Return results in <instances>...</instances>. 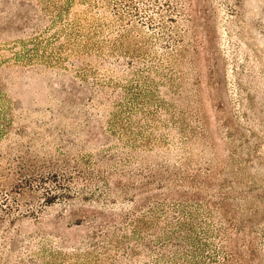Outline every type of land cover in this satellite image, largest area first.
<instances>
[{
  "label": "trees",
  "instance_id": "16d2710c",
  "mask_svg": "<svg viewBox=\"0 0 264 264\" xmlns=\"http://www.w3.org/2000/svg\"><path fill=\"white\" fill-rule=\"evenodd\" d=\"M39 4L43 16L34 13L30 27L39 30L38 34L16 41L20 48L13 59L30 66L37 62L65 67L79 61L83 66L76 74L92 79L95 86L87 97L89 105H71H79L82 117L78 120L87 128L76 132L77 142L57 144L62 156V164L57 166L47 159L39 161L31 152L36 143L48 144L54 133L50 129H45L48 135L34 133L24 149L21 145L14 149L9 132L14 121L12 108L0 92V264H236L237 259L219 241L232 242L236 234L227 201L249 197L231 196L232 186L190 175L202 155L198 160L186 157L180 166L168 163L171 157L193 155L197 150L208 154L211 148H200L202 138L192 130V120L178 100L161 97L160 87L179 100L190 93L184 85L191 45L181 29L184 0H39ZM77 6L84 9L74 12ZM86 57L100 61L107 73L129 75L115 81ZM117 58L125 59L126 64ZM110 94L114 99H109ZM97 111L106 113V131L117 143L97 142L103 136L97 134L92 121ZM58 116L75 120L63 112ZM104 145L108 148L101 150L104 153L96 161L107 166L106 176L95 167L93 155L86 153L88 147ZM70 148L85 152L71 157ZM249 150L242 147V154L249 156ZM141 152L163 153L166 161L153 162L155 173L144 177ZM13 153L16 157L9 159ZM228 166L232 173L236 170L233 162ZM72 170L77 176L67 174ZM47 174L54 180L46 194L47 203L78 196L85 201L90 195L94 203L122 208V213H115L111 220L93 216L88 221L90 233L77 239H62L49 232H13L17 220L34 215L22 212L21 207L28 198L34 199L37 190L48 191L44 187ZM118 176L131 182L111 186L110 181ZM181 187L207 190L218 199L208 201L187 190L181 194ZM142 196L145 203H141L145 201Z\"/></svg>",
  "mask_w": 264,
  "mask_h": 264
},
{
  "label": "rangeland",
  "instance_id": "374dc122",
  "mask_svg": "<svg viewBox=\"0 0 264 264\" xmlns=\"http://www.w3.org/2000/svg\"><path fill=\"white\" fill-rule=\"evenodd\" d=\"M183 6L185 9L181 17V29L191 44L188 46L189 53L186 54L185 67L188 74L184 85L190 93L179 100L166 88L160 87L161 97L168 101L178 100V105L187 110L188 117L192 120V130L202 138L204 146L200 148L209 149V145L211 148L208 154H201L197 150L193 155L171 157V162L168 163L180 166L179 162L186 157L198 160V155H202L197 165L189 170L190 175L202 179L211 178L216 184L220 182L232 186L231 196L249 197L246 200L227 201L230 219L235 225L233 232L236 234L232 242L218 241L223 243L228 253L234 255L236 264H264V0H184ZM83 9L82 6H77L73 11L81 12ZM36 12L43 16L39 0H0V57L5 58L0 62V92L5 96V104L12 108L14 119L9 128L12 140L7 142L13 143L14 149L18 145L24 149L34 139V133L48 135L45 129H50L54 133L47 140L48 144L43 147L36 143L31 152L36 154L39 161L47 159L57 166L62 164L61 148L57 144L70 145L71 142H77L79 139L76 132H83L87 128L78 120L82 117L79 105L90 104L87 97L95 85L92 79L84 80L76 74L83 66L79 61L75 65L69 63L63 67L43 66L37 62L33 66L23 65L13 59L14 53L19 52L20 48L16 47V41L27 40L38 34L39 30L30 28ZM45 25L47 22L42 27ZM44 35L48 36L49 33ZM117 60L126 64L125 59ZM87 62L97 66L101 74L108 75L115 81L129 75L120 71L113 75L107 73L105 65L94 57L87 58ZM114 97V94H110L109 99ZM74 103L79 105L71 106ZM62 112L75 120L59 118L58 114ZM95 113L97 115L92 120L94 127L97 134L103 135L97 142L100 145L117 143L116 138L106 131V113ZM60 128L62 130L59 132ZM63 129H66L65 133ZM172 134L180 136L175 132ZM7 142L4 141L2 146ZM106 146H91L86 149V153L93 155L95 167H100L105 176L109 170L107 166L97 162L96 158L104 153L101 150L107 149ZM242 147L250 148L249 156L242 154ZM68 151L71 157L85 152H80L77 148H70ZM141 155L140 167L145 168L144 177L155 173L153 162L166 161L163 153L141 152ZM13 157H16L15 153L9 159ZM231 162L233 170L236 169L233 173L228 169ZM246 165H250L249 168ZM259 166L263 168L251 170V167ZM73 171L67 174L77 176ZM61 172L60 169L59 173ZM93 172L100 174L96 170ZM144 177L142 179L146 181L147 178ZM44 182L48 191L36 188L34 199L28 198L21 207L22 212L29 211L34 215L17 220L13 232H49L62 239H77L90 233L88 221L93 216L100 215L111 220L115 213L123 211L122 208L96 204L90 200V195L85 201L78 196L66 202L54 200V203L49 204L45 198L47 192H51L54 180L48 178L47 174ZM130 182L118 176L110 184L124 186ZM179 190L181 194L184 193L182 190L195 192L208 201L218 199L211 197L207 190L184 187ZM170 196L175 197L177 194L171 193ZM141 198L145 200L141 203H145V196Z\"/></svg>",
  "mask_w": 264,
  "mask_h": 264
}]
</instances>
